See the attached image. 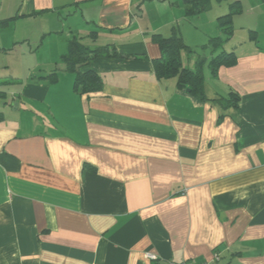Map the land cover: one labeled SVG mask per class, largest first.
Instances as JSON below:
<instances>
[{"label":"crops","instance_id":"obj_1","mask_svg":"<svg viewBox=\"0 0 264 264\" xmlns=\"http://www.w3.org/2000/svg\"><path fill=\"white\" fill-rule=\"evenodd\" d=\"M181 4L0 0V264H264V27L226 48L217 24L208 59ZM175 31L205 100L155 72ZM73 38L115 47L82 68L98 91L75 88Z\"/></svg>","mask_w":264,"mask_h":264},{"label":"trees","instance_id":"obj_2","mask_svg":"<svg viewBox=\"0 0 264 264\" xmlns=\"http://www.w3.org/2000/svg\"><path fill=\"white\" fill-rule=\"evenodd\" d=\"M213 0H189L187 5V13L189 15H197L206 12L211 8ZM221 2L223 0H216ZM235 3L230 5L232 11L226 16L231 17L235 12ZM221 20V18H220ZM230 20L224 22L223 30L227 34H231ZM153 40L158 44L161 50V57L154 62L155 72L159 77L177 76L179 81L190 86L192 93L199 99L205 100L206 94L203 90L204 77L200 69L192 70L183 66L181 62V53L183 50H190L185 44L181 35L175 31L171 36L164 37L161 34H154ZM212 50L217 54L212 60L214 67L222 64L231 65L235 62L234 53H228L223 49V41L221 38L212 39L210 44ZM118 56L115 47L111 45L90 47L84 43L82 38H73L69 41L68 50L62 56V60L67 64L68 68L75 71V88L80 93H90L98 91L100 88V77L91 72H83L82 68L88 66L90 62L98 57ZM232 95H237L234 92Z\"/></svg>","mask_w":264,"mask_h":264},{"label":"rangeland","instance_id":"obj_3","mask_svg":"<svg viewBox=\"0 0 264 264\" xmlns=\"http://www.w3.org/2000/svg\"><path fill=\"white\" fill-rule=\"evenodd\" d=\"M236 0H225L222 3H213V9L209 11L208 13H203L202 15H189L191 17V22L193 25L199 27L198 32L194 33L193 41H197L200 48L197 50V54H201L202 57H207L210 59L212 57L211 49H203L201 46L209 40L208 38V31H216L217 30V24H219V30L221 29V37L225 36L227 31L225 32L223 30L224 22H227L230 20L231 30H234V36H232V39L230 41H227L225 43V47H230L237 45V43H240L245 39V36H248L250 33L249 25H258L264 27V4H262L259 8H255V0H243L242 6H237L234 8L235 12L234 14L229 17L226 16L229 14L232 9H230V4L235 2ZM184 0H182L181 6L183 8H187V5H184ZM254 8V10H252ZM221 12V20H218L217 13ZM212 16V20L210 19ZM190 22V21H188ZM185 25H181V28H191L187 23H184ZM185 26V27H184ZM264 36V35H263ZM45 52H48L45 48ZM208 63L204 66V73L207 74L209 71V60H207Z\"/></svg>","mask_w":264,"mask_h":264},{"label":"built area","instance_id":"obj_4","mask_svg":"<svg viewBox=\"0 0 264 264\" xmlns=\"http://www.w3.org/2000/svg\"><path fill=\"white\" fill-rule=\"evenodd\" d=\"M147 258H149L150 260H157L158 257L154 254H147ZM170 264H176V263H170ZM179 264H195V263H192V262H189V261H184L182 263H179ZM202 264H209V263H202Z\"/></svg>","mask_w":264,"mask_h":264},{"label":"water","instance_id":"obj_5","mask_svg":"<svg viewBox=\"0 0 264 264\" xmlns=\"http://www.w3.org/2000/svg\"><path fill=\"white\" fill-rule=\"evenodd\" d=\"M184 2H185V3H188V2H189V0H184ZM188 91H190V90H188Z\"/></svg>","mask_w":264,"mask_h":264}]
</instances>
